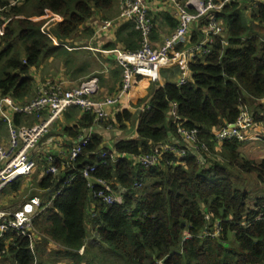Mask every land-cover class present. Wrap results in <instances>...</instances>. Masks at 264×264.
Segmentation results:
<instances>
[{"label": "trees", "instance_id": "trees-1", "mask_svg": "<svg viewBox=\"0 0 264 264\" xmlns=\"http://www.w3.org/2000/svg\"><path fill=\"white\" fill-rule=\"evenodd\" d=\"M8 1L0 0V6ZM252 2L250 14L245 15V4ZM114 7L115 0H22L2 11L7 21L0 22V99L9 95L24 102L34 87L29 71L42 54L67 55L63 43L96 12L111 13ZM161 13L154 14L155 23L165 20ZM217 16L222 20L223 35L214 36L204 46L207 52L192 58L186 83L160 85L136 76L131 92L138 80L143 79V86L124 98V108L110 122L112 128L117 124L120 129H134L136 137L120 139L110 150L125 157L113 159L109 152L98 160L103 137L93 132L74 163L61 170L57 163L55 177L37 170L35 187L57 194L50 197L51 206L35 218L34 227L53 242L56 253L63 252L73 264H264V203L257 199L249 208V195L235 187L231 174V170L253 173L264 183V158L244 159L239 150L242 143L232 139L219 145L217 152L223 159L208 165H200L190 155L178 158L171 153H165L161 163L148 170L132 160L177 137L176 123L168 114L173 102L184 127H197L199 137L212 150L210 130L235 122L241 107L256 103L254 120L264 124V2L234 0ZM120 26L126 28L117 34L121 49L137 50L140 34L134 24ZM202 37L201 32L193 31L188 44ZM182 48L179 45L176 50ZM114 74L119 76L117 70ZM65 120L73 122L62 129L71 140L95 124L91 113H81L74 106L65 113ZM14 121L19 124L20 115ZM166 161L177 164L167 165ZM93 164L97 166L92 177L122 189V203L104 204L80 175L63 185L65 177ZM22 181L27 180L20 178L10 184L13 193ZM216 221L221 231L211 237L206 233L213 231ZM91 235L98 245L86 244ZM184 235L189 237L184 239ZM5 248L1 255L14 264H42V255L32 252L26 237L6 233L0 251Z\"/></svg>", "mask_w": 264, "mask_h": 264}, {"label": "built area", "instance_id": "built-area-1", "mask_svg": "<svg viewBox=\"0 0 264 264\" xmlns=\"http://www.w3.org/2000/svg\"><path fill=\"white\" fill-rule=\"evenodd\" d=\"M234 0H123L120 11L114 19H101L94 21L96 32L106 31L109 28L118 27L126 22H132L135 30L140 34L139 48L134 51L118 49L116 61L122 68V79L119 91L103 99L97 98L98 79L93 76L74 86L64 88L61 84L55 85L47 82L39 85L36 95L24 102H18L11 96L6 95L0 99V122L5 124L7 138L0 141V191L17 179H28L35 170H38V161H42V174H51L55 177L59 168L57 163L64 169L69 167L79 158L87 145L91 134H80L69 147L64 159H59L51 153L40 141L48 134L50 126L58 120L64 112L71 107H77L81 113H91L95 123L106 122L110 115V109H116L121 99L131 94L136 76L152 82L159 80L161 70L171 68L177 63L181 64L182 75L177 80L181 85L188 81L190 72L189 63L195 55L207 52L205 45L212 42L214 36L223 35L222 20L217 16L220 9ZM22 0H9L6 6H0V22L7 21L2 16V11L10 6L19 5ZM264 2V0H259ZM171 11L176 19V25L171 34L164 37L160 42L152 39L153 31L157 22H154V14ZM118 22V24H117ZM193 31L202 33V39L184 50L177 51L179 45L189 43ZM148 109L147 105L144 107ZM239 116L233 123L225 122L210 130L213 150L199 137L197 127H184L179 114L177 104H170L168 112L171 121L176 123V134L170 143H159L153 146L150 153L133 156V164L144 169H152L159 165L165 153H171L178 158L188 155L195 157L200 165H208L209 157L219 150V145L225 140L237 139L241 143L256 141L263 137L261 123L254 120V114L246 107L239 109ZM20 115L32 117L31 123L16 124L14 116ZM106 129H112L108 124ZM44 155H41V154ZM109 152H97V159L103 160ZM110 157H125L111 152ZM167 165L177 164L166 161ZM97 164L87 165L79 174H72L64 178L63 185H69L77 175L82 176L88 187L93 190V196L101 199L104 204L122 203L120 192H115L112 184L105 179L92 177ZM55 195L57 192L54 193ZM54 195V196H55ZM51 201L41 205L39 197L25 199L16 208L0 211V241L6 233L12 232L29 239L30 248L34 249L45 236L37 234L34 227L35 218L47 207ZM94 213V211H93ZM94 216V214H93ZM221 231L219 221H216L213 231L206 233L215 237ZM184 235V239L188 238ZM48 243L52 246V241ZM6 248L0 251L5 253ZM83 249L79 252L82 253Z\"/></svg>", "mask_w": 264, "mask_h": 264}, {"label": "crops", "instance_id": "crops-1", "mask_svg": "<svg viewBox=\"0 0 264 264\" xmlns=\"http://www.w3.org/2000/svg\"><path fill=\"white\" fill-rule=\"evenodd\" d=\"M246 5H248V9L251 12L253 2L248 3ZM115 6L117 8V11H115L114 13L107 12L108 15L104 14L103 12H96L93 18H91L83 26H81L77 30V32L73 36H71V38H68L66 42L63 43L66 50L68 51V54L67 55L64 54L62 56L63 58L59 55H56L52 51L44 53L45 59L42 57L44 61L42 62V58H41L38 65L32 67L29 71L30 77L33 78L34 80V87L30 95L25 99V101L31 98L30 96L32 95L35 88L37 89L39 85L46 84L47 82L53 83L55 85L61 84L64 88H68L86 79H89L93 76H96L98 79L97 98L103 99L107 96H112L119 91V87L122 79V68L117 63L115 57L118 49H121L122 43L120 44L117 42V34L126 28H123L124 26L121 27L119 25L118 27L109 28L106 31H102L98 33L96 32V29L93 26L94 21L96 20L116 18V16L118 15L117 13H119L118 0L115 2ZM161 14L163 15V17L165 15V20L163 21L157 20V27L153 31V35H152V39L155 43L160 42L163 37L170 35L171 31L176 25V19L173 17L171 11L167 10L162 12ZM173 24L174 26H172ZM56 44H58V42ZM108 45H114V48L108 47ZM181 46L183 47L181 50H184L191 45L184 44ZM1 48L2 47L0 45V49ZM77 51H82L84 57L82 58L80 57L81 59H79L76 63H74L72 59L79 58V54H77ZM54 56L55 58H53ZM81 65H83L84 69L80 68L78 70L77 68H79ZM116 70L118 71L119 76H116L114 74ZM160 73L161 76L159 80L156 81L160 85L177 82V80L182 75L181 64L177 63L171 68L162 69ZM143 83H144L143 79L138 80V83L134 87V90L137 92V90H139L140 87L143 86ZM135 91H132L131 93L133 92L135 93ZM122 108H124V97L121 99L120 104H118L115 110L110 109L111 112L110 118L114 119L117 111H120ZM66 112H64V114L50 126L48 134L40 141V145L42 144L46 145L48 149L53 153V155L59 159L65 158L67 150L75 141L74 139L71 140L69 138H66L62 134V129L65 125L68 124L73 125V122L72 123L66 122L65 120ZM32 120L34 121L32 117L25 118L20 116L19 123L22 122L31 123ZM0 127H3L4 129L1 131L2 135L0 137V141L1 140L5 141V137L7 138L6 126L5 124L0 122ZM261 129L264 130V126H261ZM93 132L100 133L101 136L103 137V147L100 151H104V152H111L110 150H112L113 145L116 142H118L120 139L123 138L128 139V138L136 137L133 128L132 130H128V133L125 132L124 134H122L117 129L113 130L112 128V130H108L100 123H95L93 127L88 129L87 131L81 130V134L90 133L92 135ZM126 133L127 135H125ZM242 144L250 145V146L257 145V147L259 145L262 146L263 150L258 151L257 154H259L260 158H264V133L262 138L257 139L256 141H249ZM104 147H106L107 149ZM42 166L43 165L41 161H38V169H40ZM256 181H258L257 177H256ZM5 187L0 192H3V190H5ZM262 188L264 189L263 186ZM36 189L38 190L39 193H34V196L31 197H35V196L39 197L41 199V205H44L45 202H47L50 199V197L54 198L55 195L54 193L51 194L49 193L48 190H39L38 188ZM28 198L30 197L28 196ZM257 199L262 200V202L264 203V194L262 196L258 195L254 200H252L251 196L249 195V199L247 202L248 207L253 208L255 206V202L257 201ZM4 210H7V207L0 209V211H4ZM63 263L70 264L72 262L69 258L65 257Z\"/></svg>", "mask_w": 264, "mask_h": 264}, {"label": "rangeland", "instance_id": "rangeland-1", "mask_svg": "<svg viewBox=\"0 0 264 264\" xmlns=\"http://www.w3.org/2000/svg\"><path fill=\"white\" fill-rule=\"evenodd\" d=\"M116 1L117 0H115V2ZM118 1H119V11H120V7H121V4H122L123 0H118ZM245 9H246V14L245 15H249L250 14V10L248 9V5H246V4H245ZM115 11H117L116 6L112 9L111 13H114ZM103 13L108 15L107 12H103ZM117 24H118V22H117ZM77 54H79V58L78 59H72L74 63H76L79 59L84 57V55L82 54V51H77ZM42 57L44 58V54H42ZM43 58H42V62L45 59V58L44 59ZM53 58H55V56ZM68 69H70V68H68ZM36 92L37 91H36V88H35L33 93H32V95L30 97L33 98L36 95ZM255 105H256V103L254 105H251V107H249V105H248L247 109L250 112L253 113ZM110 122H113V120L109 117V119L105 123L102 122L103 124L101 123V125H104V124L108 125V124H110ZM261 126H264V124L261 123ZM114 129L119 130V132H121L122 134H124L125 132H127L129 130V129H126V128L120 129L117 124H115V127L113 128V130ZM2 130H4L3 127H0V137L2 135L1 134ZM110 130H112V129H110ZM127 133L125 135H127ZM5 140H6V137H5ZM239 150H240V153L242 154L244 159H249V160L256 161V160L261 159L259 157V154H257V152L260 151V150H263V147L260 146V145L257 147V145L256 146H250V145L242 144L240 146ZM219 159H223V157L219 154V152H215V153L213 152V154H211L210 157H209L210 161L219 160ZM231 174L233 176V181H234L235 187H238L240 190H242L244 192H247L251 196L252 200L256 199V197L258 195L262 196L264 194V189L262 188V186L264 187V183L256 181V177H257L256 174H253V173L252 174L251 173L246 174V173H243V172L237 171V170H231ZM33 175H34L33 178L31 177V178L27 179L26 182L29 181V183H26V182L22 181L20 183V187H18L19 189H17L14 193L12 192L13 189L11 188L10 185L5 187V190H3V192H0V209L6 208V207H7V210L14 209L20 203H22L26 198H28V196H30L31 193H39L38 190L35 187V184H34L35 183L34 182L35 181V176L38 175L37 174V170H35V172L32 174V176ZM119 191H120L119 189L115 190V192L117 194L119 193ZM36 231H37V234L43 235L38 230H36ZM42 237H44V235ZM94 238H96L95 235L89 236V238L87 240L88 241L87 242L88 246H90L91 244L98 245L97 242L94 241ZM43 240L44 241H41V243L39 245H37L38 246L37 249L36 250L34 249L35 255L37 257L42 255V258H41L42 264H55V263L56 264H65V263H63L64 262V258H65L64 253L61 252V251L56 253L57 251H55V250H57V249L52 247L53 245L50 246L48 241H46V239H43ZM52 244H53V242H52ZM104 249H106V247H104ZM5 256L0 255V264H14L12 259L6 258ZM106 259L110 260L111 257L107 256ZM70 264H73V263H70Z\"/></svg>", "mask_w": 264, "mask_h": 264}]
</instances>
